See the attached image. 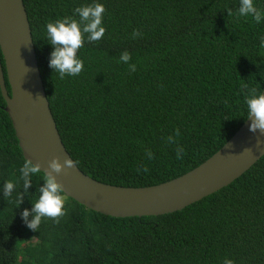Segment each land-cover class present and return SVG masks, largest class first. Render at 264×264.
<instances>
[{"label": "trees", "instance_id": "trees-1", "mask_svg": "<svg viewBox=\"0 0 264 264\" xmlns=\"http://www.w3.org/2000/svg\"><path fill=\"white\" fill-rule=\"evenodd\" d=\"M24 2L62 139L100 181L148 186L192 170L247 120L245 92L264 89V23L237 16L239 0H98L104 36L85 40L81 73L62 79L49 67L46 25L94 0ZM254 3L264 9V0ZM6 104L0 86V187L17 186L11 197L0 193V264H264V156L171 213L112 216L65 195L62 216L28 229L20 213L45 173L23 192L19 169L29 160Z\"/></svg>", "mask_w": 264, "mask_h": 264}, {"label": "water", "instance_id": "water-1", "mask_svg": "<svg viewBox=\"0 0 264 264\" xmlns=\"http://www.w3.org/2000/svg\"><path fill=\"white\" fill-rule=\"evenodd\" d=\"M0 86L25 158L44 173L50 171L52 159L59 157L63 163L71 158L73 167L54 173L65 195L107 215H161L183 209L229 185L264 156V131L251 132L247 119L205 162L163 183L124 186L85 173L67 149L53 115L24 0H0Z\"/></svg>", "mask_w": 264, "mask_h": 264}, {"label": "clouds", "instance_id": "clouds-1", "mask_svg": "<svg viewBox=\"0 0 264 264\" xmlns=\"http://www.w3.org/2000/svg\"><path fill=\"white\" fill-rule=\"evenodd\" d=\"M105 7L98 0L87 3L74 9L72 16L58 18L46 25L48 43L52 46L49 56V67L62 79L65 76H76L81 73L84 62L78 55L85 40L92 42L101 39L105 33L103 15ZM228 15H233L231 9ZM239 17H251L257 24L264 23V9H259L254 0H239L236 10ZM139 33L134 32V35ZM264 43V35L260 37ZM120 61L127 64L131 59L127 51L121 53ZM131 71L136 70L135 64H130ZM246 87V86H245ZM247 119L251 120L249 130L253 133L264 131V91L248 90L244 95ZM171 137L169 140L171 141ZM179 149L177 157L179 158ZM74 162L71 158H65L61 163L56 157L49 163L50 171H45L43 183L38 187V198L33 202L31 209L24 208L20 213L26 227L32 231H38L42 219H56L64 214L65 193L63 186L58 182L54 173H60L65 167L71 168ZM20 178L23 181V192H27L33 182V176L41 172V166L37 163L26 161L19 169ZM16 184L6 180L0 187V193L5 198L11 197L16 190ZM23 193L21 194L22 203ZM224 264H234L231 259H225Z\"/></svg>", "mask_w": 264, "mask_h": 264}]
</instances>
